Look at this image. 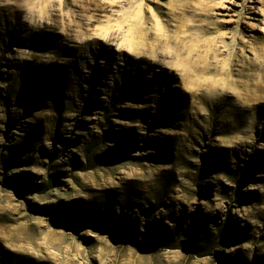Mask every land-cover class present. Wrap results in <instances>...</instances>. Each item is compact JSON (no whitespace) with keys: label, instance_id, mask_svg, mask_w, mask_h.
<instances>
[{"label":"rangeland","instance_id":"obj_1","mask_svg":"<svg viewBox=\"0 0 264 264\" xmlns=\"http://www.w3.org/2000/svg\"><path fill=\"white\" fill-rule=\"evenodd\" d=\"M0 264H264V0H0Z\"/></svg>","mask_w":264,"mask_h":264},{"label":"bare ground","instance_id":"obj_2","mask_svg":"<svg viewBox=\"0 0 264 264\" xmlns=\"http://www.w3.org/2000/svg\"><path fill=\"white\" fill-rule=\"evenodd\" d=\"M107 35V34H106ZM99 39H94V41H96V42H98V43H102V42H100V41H98ZM106 43L108 42V39H106V41H105ZM105 44V43H104ZM110 45V44H109ZM109 50V49H108ZM160 54V53H159ZM139 59H143L142 57L141 58H139ZM136 60V59H135ZM135 62V61H134ZM158 63V62H157ZM170 64V63H169ZM256 105V104H255ZM260 105V104H259ZM250 144V143H249ZM244 145V144H243ZM250 147V146H249ZM243 150V149H242Z\"/></svg>","mask_w":264,"mask_h":264}]
</instances>
